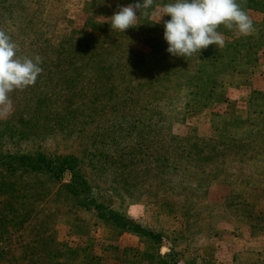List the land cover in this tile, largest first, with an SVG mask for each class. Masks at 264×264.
<instances>
[{
  "label": "rangeland",
  "instance_id": "obj_1",
  "mask_svg": "<svg viewBox=\"0 0 264 264\" xmlns=\"http://www.w3.org/2000/svg\"><path fill=\"white\" fill-rule=\"evenodd\" d=\"M171 2L123 33L110 17L134 0H0V30L42 68L0 106V264H264V18L176 57ZM38 159L52 170H7ZM73 175L151 237L80 206Z\"/></svg>",
  "mask_w": 264,
  "mask_h": 264
},
{
  "label": "clouds",
  "instance_id": "obj_2",
  "mask_svg": "<svg viewBox=\"0 0 264 264\" xmlns=\"http://www.w3.org/2000/svg\"><path fill=\"white\" fill-rule=\"evenodd\" d=\"M151 4L152 0H134L119 7L110 17L112 30L124 33L137 20V12L141 15ZM162 13L159 21L163 16L170 17L164 23L166 52L176 57L199 54L210 45L222 47L224 40L217 30L220 25L235 28L244 36L253 31L252 20L236 0H173L162 6ZM16 50L10 36L0 30V106L5 109L11 108L9 94L33 85L42 72L39 56L21 58Z\"/></svg>",
  "mask_w": 264,
  "mask_h": 264
},
{
  "label": "trees",
  "instance_id": "obj_3",
  "mask_svg": "<svg viewBox=\"0 0 264 264\" xmlns=\"http://www.w3.org/2000/svg\"><path fill=\"white\" fill-rule=\"evenodd\" d=\"M239 5L245 12H248V13L250 12V9L252 7L253 8L258 7L259 11H255V13L264 18V0H261V1L255 2V3H253V0H241ZM21 162H22L21 164H23V161H21ZM22 166H24V165H22ZM7 167H9L7 170H10L9 172H12V173L17 172L19 170L18 168H20V171L38 170V171H41L43 173H45V172L47 173L48 171L52 170V164H49V162H44L42 159H38L36 164L29 163V165H26L23 167L24 169H22L21 167H16V168L12 169L10 164H8ZM56 172H59V169ZM59 175H60V173H57V174H54L53 176H54V178H57ZM74 177L75 176L73 175L71 183L67 188L70 196L75 201H77L80 197H82V198L84 197V199H82V200L87 202V203H83L80 201L78 204L87 210H92L91 212H93V214H95L96 218L99 221L103 222V224L112 225L113 227H115L118 230L119 233H123V234H127V233L143 234V233H145L144 230L139 228L137 225H134L132 222L128 221L125 218H122L121 216L117 215L114 212L105 211L104 209L101 208V206L94 204L91 201V198H88L87 196L85 197L82 194L85 187H86L85 183L77 180L78 177H76V178H74ZM145 235H149V237H151V234L148 232H146ZM155 264H176V263H174V261L165 262L164 260H162L161 258L156 256Z\"/></svg>",
  "mask_w": 264,
  "mask_h": 264
}]
</instances>
